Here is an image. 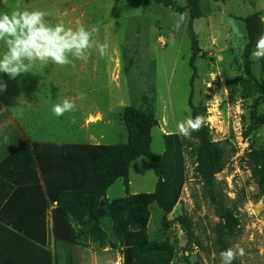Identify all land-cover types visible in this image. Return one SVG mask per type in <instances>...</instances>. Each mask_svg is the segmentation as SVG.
<instances>
[{
    "label": "rangeland",
    "instance_id": "374dc122",
    "mask_svg": "<svg viewBox=\"0 0 264 264\" xmlns=\"http://www.w3.org/2000/svg\"><path fill=\"white\" fill-rule=\"evenodd\" d=\"M175 1L182 6L186 4L185 0ZM143 3L144 0H63V3L59 0L55 7L47 0L46 9L44 5L42 8L51 24L63 23L74 28L79 22L88 28L98 27L96 38L108 45L107 54L102 58L92 50L87 61L74 60L73 65L63 67L36 64L31 73L24 74L22 82L0 78L7 85L0 93L31 88L36 94H52L53 98L47 101L51 103L55 97L72 91L104 96L107 100L81 99L78 130H65L73 134L72 141L78 144L126 142L124 109L132 106L147 110L152 106L158 125L152 131L151 152L163 154L164 135H176L185 161L181 197L167 216L172 227L162 226L164 213L154 204L147 229L151 241L161 242L169 237L173 240L172 264H188L191 255H195L196 264H220L214 233L220 219L203 195V183L193 157L198 142L176 132L177 122L189 116H203L209 139L223 142L227 150L226 168L217 178L239 224L232 247L245 249V255L237 257V264H264V198L248 165V154L264 147V130L254 121L257 88L245 72L246 32L242 21L260 13L264 22V0L202 1L205 15L193 22L203 52L195 62L197 78L193 87L188 12L178 15L161 4L152 3L144 8ZM258 69L255 65L257 76ZM258 112L264 113V105ZM89 114H101L104 121L90 125L91 120H86ZM108 120L113 125L103 124ZM54 125L60 126V122ZM158 180L152 160L141 157L131 166L129 193L154 192ZM109 194L110 200L125 197L123 181H117ZM181 218L191 220L199 246L189 243ZM111 226L110 219H104L103 240L89 235L81 238L84 264H123L121 248L112 236Z\"/></svg>",
    "mask_w": 264,
    "mask_h": 264
},
{
    "label": "trees",
    "instance_id": "16d2710c",
    "mask_svg": "<svg viewBox=\"0 0 264 264\" xmlns=\"http://www.w3.org/2000/svg\"><path fill=\"white\" fill-rule=\"evenodd\" d=\"M203 0H185V5L175 0H144L143 7L161 4L178 14H189L188 30L192 55L190 67L193 74L191 87L197 78L196 60L203 52L198 44L193 22L204 17ZM3 0H0V6ZM246 32L244 46L245 72L257 88L254 102V121L264 130V60L251 58L256 40L264 34L260 13L242 19ZM259 63V76L255 65ZM192 108V95L189 98ZM122 123L127 133L124 143L105 144H39L23 142L1 163L0 176L18 187L14 198L29 199L32 207V227L13 229L31 239L33 254H2L0 264H84V246L81 238L98 236L104 239V219L112 222L111 233L121 248L123 264H172L175 244L170 237L161 242L148 236L150 209L156 205L164 215L162 226L170 229L168 214L180 200L185 183V161L182 145L176 135H164L165 151L161 155L151 152L152 131L158 125L152 106L147 110L126 107ZM197 140L193 157L203 183V195L213 206L220 223L214 229L217 252L232 247L235 229L239 225L226 203V194L220 187L217 175L226 168V147L223 142L209 139L206 126L194 132ZM141 157L153 162V171L159 179L154 192L130 194V169ZM248 165L264 198V147L248 154ZM118 180L125 186L126 196L109 201L107 190ZM56 204L51 212V206ZM51 214L52 224L49 225ZM183 220L190 244L200 245L192 222ZM181 220V221H182ZM41 224V225H38ZM170 236V235H169ZM52 245V247L50 246ZM189 245V244H188ZM188 264L190 262L188 261ZM233 264H237L234 260Z\"/></svg>",
    "mask_w": 264,
    "mask_h": 264
},
{
    "label": "crops",
    "instance_id": "0c3cea01",
    "mask_svg": "<svg viewBox=\"0 0 264 264\" xmlns=\"http://www.w3.org/2000/svg\"><path fill=\"white\" fill-rule=\"evenodd\" d=\"M46 1L47 0H3L0 6V12H11L17 9V7H19L20 10L39 9L43 11L42 6L44 5V9H46ZM48 1L54 3L56 7L59 0ZM61 3H63V0H61ZM5 50L6 48L3 42H0V54ZM37 64L40 67L42 66L39 63ZM23 77L24 74L15 79H11L7 74L0 73V78L7 82H22L24 81ZM30 82L34 81L31 80ZM48 93L49 92L36 94L31 88L0 93V163L23 142L31 144H78L73 143V134H67L65 130L69 132L78 130L81 121V105H83L81 99H105L104 96L96 93L87 95L85 92L72 91L62 93L60 96L55 97V100L51 103L47 101L52 99L53 96ZM65 97L75 102L76 109L71 113H65L61 117H56L51 112V108L55 103L62 102ZM106 102L107 101H104V104L109 105V103ZM86 120H91L90 125L95 126L103 122L104 117H102L101 114H89ZM57 121L60 122V126L54 125ZM103 124L113 125V121L108 120V122L106 121ZM79 144L93 143L84 142ZM110 188L107 190L106 197L109 201H112L109 197ZM17 190V186L0 176V260L3 258L2 254H33L34 248L31 239H27L25 235L13 229V225H18L23 230H30L32 227V207L29 199L25 197L26 195L24 194V196L16 199L14 198L12 203H8ZM54 207H56V204L51 206L49 212H51ZM48 220L49 225H51V214ZM50 246L52 247V245Z\"/></svg>",
    "mask_w": 264,
    "mask_h": 264
},
{
    "label": "clouds",
    "instance_id": "9594fccd",
    "mask_svg": "<svg viewBox=\"0 0 264 264\" xmlns=\"http://www.w3.org/2000/svg\"><path fill=\"white\" fill-rule=\"evenodd\" d=\"M47 15L39 9L20 10L19 7L11 12H0V42L6 48L0 54V73L15 79L31 73L37 63L42 66L51 63L63 67L73 65L74 60L87 61L92 50H96L102 58L107 54L108 45L96 38L99 34L98 27L88 28L79 22L74 28L63 23L53 25L46 19ZM175 26L178 28L179 22ZM251 58L256 62L264 60V34L256 40ZM256 67H260L259 63ZM6 87L5 83L0 82V91L6 90ZM75 109V102L65 97L62 102L52 106L51 112L56 117H61ZM204 125L203 116H189L177 122L176 132L189 138ZM244 255L243 247H229L220 251V264H233L237 257Z\"/></svg>",
    "mask_w": 264,
    "mask_h": 264
},
{
    "label": "water",
    "instance_id": "95a60500",
    "mask_svg": "<svg viewBox=\"0 0 264 264\" xmlns=\"http://www.w3.org/2000/svg\"><path fill=\"white\" fill-rule=\"evenodd\" d=\"M170 235H172V232H170ZM186 254L188 255V252H186ZM189 262L190 264H196V258H195V255H191L189 257Z\"/></svg>",
    "mask_w": 264,
    "mask_h": 264
}]
</instances>
